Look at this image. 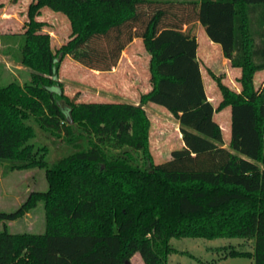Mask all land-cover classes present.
I'll list each match as a JSON object with an SVG mask.
<instances>
[{
  "label": "trees",
  "instance_id": "obj_1",
  "mask_svg": "<svg viewBox=\"0 0 264 264\" xmlns=\"http://www.w3.org/2000/svg\"><path fill=\"white\" fill-rule=\"evenodd\" d=\"M17 1V0H14ZM44 7L65 14L71 39L57 53ZM20 64L30 82L0 86V176L35 167L48 188L14 211H0V264H168L172 238H246L254 250L231 256L264 264V0H32ZM199 21L242 71L241 90L217 82L223 100L206 93L198 40L184 25ZM141 38L150 54L152 88L138 104L77 102L59 78L66 56L111 71ZM155 103L178 120L184 146L156 164L150 151ZM230 106V148L217 112ZM63 136L72 151L50 163L33 142L36 129ZM140 153V159L135 155ZM44 204L43 233H12L8 223Z\"/></svg>",
  "mask_w": 264,
  "mask_h": 264
},
{
  "label": "rangeland",
  "instance_id": "obj_2",
  "mask_svg": "<svg viewBox=\"0 0 264 264\" xmlns=\"http://www.w3.org/2000/svg\"><path fill=\"white\" fill-rule=\"evenodd\" d=\"M14 2L0 0V86L11 82L24 85L31 80V69L20 64L18 52L25 31L24 24L28 20L26 7L30 0H21L20 9H14ZM39 19L47 21L45 30L50 32L52 49L57 53L71 39L72 28L68 17L45 7ZM204 34L205 31L198 35V50L203 61L209 66H204V83L210 100L217 107L223 96L217 82L210 75L212 69L220 72L222 82L229 88L237 89L236 85L233 87V83L237 84L240 90L242 86L239 79H234V74H231L232 80H223V72L226 70L222 62L223 55L216 47L206 44ZM123 56L119 67L116 66L117 69L111 70L112 72L92 70L70 56L64 57L60 62L59 78L64 83L65 94L77 102L139 101L141 96L152 88L149 57L142 40L134 43ZM254 81L257 87L264 86V71L256 73ZM145 105L151 120L150 151L156 164L164 163L170 159L173 150L183 146L179 122L166 108L151 102ZM214 118L222 127L225 138L223 145L230 148V106L217 112ZM32 123L36 129L33 142L47 148L46 156L50 163L72 151L63 136L46 132L36 122ZM135 155L140 159V153ZM47 188L46 171L42 168L9 171L0 176V211H14L31 192L44 191ZM3 229L4 223L0 222V231ZM8 229L12 233H43L46 229L43 202L24 217L9 222ZM170 245L177 251L168 256V264H254L253 258L228 255L233 249L252 252L253 241L246 238L174 237ZM129 264H144V261L137 253Z\"/></svg>",
  "mask_w": 264,
  "mask_h": 264
},
{
  "label": "crops",
  "instance_id": "obj_3",
  "mask_svg": "<svg viewBox=\"0 0 264 264\" xmlns=\"http://www.w3.org/2000/svg\"><path fill=\"white\" fill-rule=\"evenodd\" d=\"M20 2H21V0H17V1H15L14 3H13V5H14V9H20L19 8V4H20ZM32 2V0H30V3ZM30 3H29V5H30ZM29 5L26 7L27 8V10H28V7H29ZM45 8V7H44ZM44 8H42V10H41V14H40V16H38L37 17V19L38 20H40V21H45V22H47L45 19H39V18H41L42 17V15H43V9ZM184 31H186V32H189V33H191L192 35H195L196 37H197V40H198V35L200 34V33H203L204 31H205V41H206V44L208 45V46H211V47H216L217 49H218V51L220 52V54L221 55H223V58H222V62H223V64L226 66V70L223 72V74L225 75V77L223 78V80L225 81H228V80H232L233 78L231 77V74H234L235 76H234V79H236V80H238L240 77H241V74H242V71H241V69L240 68H236V67H233L232 65H231V62H230V60L229 59H227L225 56H224V54H223V50H222V47H221V45L220 44H218V43H214L213 41H211L210 40V38H209V36L207 35V33H206V30H205V28H204V26L199 22V21H193V22H191V23H188V24H185L184 25V29H183ZM139 39H141V38H135L134 40H133V42L132 43H130L127 47H126V49L123 51V54L134 44V43H136L137 41H139ZM142 40V39H141ZM142 43H143V40H142ZM143 46H144V44H143ZM145 48V47H144ZM198 48H199V41H198ZM146 50V49H145ZM147 51V50H146ZM123 54H122V57H121V59H120V61H119V63H118V65H117V67H119V65L121 64V62L123 61V59H124V56H123ZM197 54H198V58H199V60H200V66H201V72H202V77H203V81H204V66L205 67H209L204 61H203V59H202V57L200 56V53H199V50L197 51ZM147 56L149 57V62H150V54L147 52ZM117 67L115 68V69H113L112 71H115L116 69H117ZM112 71H108V72H112ZM264 70H262V71H259V72H263ZM212 72H214L216 75H220V72H215L213 69H212ZM259 72H257V74H259ZM235 82V81H234ZM204 85H205V83H204ZM236 85V86H235ZM237 87V89H235L236 91H240V89H239V86L237 85V84H235V83H233V87ZM205 89H206V87H205ZM232 89H234V88H232ZM206 93H207V90H206ZM207 95H208V93H207ZM208 98L210 99V97H209V95H208ZM139 101H140V99H139ZM139 101L138 100H135L134 102V104H138L139 103ZM212 102V101H211ZM144 108L146 109V105H144ZM231 124V123H230ZM224 135V134H223ZM230 139H231V137H230ZM224 142H225V138H224ZM229 143H230V141H229ZM182 145L184 146V143L182 142ZM182 146V147H183ZM136 255L137 254H135L133 257H132V261L134 260V258L136 257ZM145 264V263H144Z\"/></svg>",
  "mask_w": 264,
  "mask_h": 264
}]
</instances>
